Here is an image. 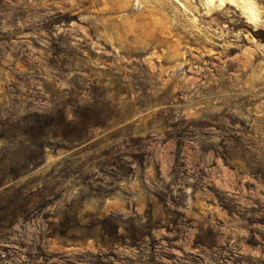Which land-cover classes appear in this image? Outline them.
I'll use <instances>...</instances> for the list:
<instances>
[{
    "label": "rangeland",
    "instance_id": "1",
    "mask_svg": "<svg viewBox=\"0 0 264 264\" xmlns=\"http://www.w3.org/2000/svg\"><path fill=\"white\" fill-rule=\"evenodd\" d=\"M207 1L0 0V122L101 118L12 186L0 264H264V0Z\"/></svg>",
    "mask_w": 264,
    "mask_h": 264
},
{
    "label": "trees",
    "instance_id": "2",
    "mask_svg": "<svg viewBox=\"0 0 264 264\" xmlns=\"http://www.w3.org/2000/svg\"><path fill=\"white\" fill-rule=\"evenodd\" d=\"M72 114L74 119L69 120L66 113L58 109L54 114H35L32 120L21 125L0 122V142L17 143L25 149L12 157L6 148H0V199L7 204L0 210L4 218H0V222L10 223L27 214L20 206L28 204L33 194L24 187L14 192L12 186L41 166L46 149L51 146L50 138L61 137L72 145H81L88 138L89 130L101 120L100 116L91 117L84 108L75 109Z\"/></svg>",
    "mask_w": 264,
    "mask_h": 264
},
{
    "label": "bare ground",
    "instance_id": "3",
    "mask_svg": "<svg viewBox=\"0 0 264 264\" xmlns=\"http://www.w3.org/2000/svg\"><path fill=\"white\" fill-rule=\"evenodd\" d=\"M216 2L219 3V6H224L226 4L231 5V6L236 5L242 11L243 17H245L247 19L249 24H251L253 26L260 24L259 19L261 16L259 17L257 14L258 11H260V10H259V6L255 0H208L206 3H207V6H211ZM238 7H236V8L238 9ZM260 13H261V11L259 12V14ZM255 28H257V27H255Z\"/></svg>",
    "mask_w": 264,
    "mask_h": 264
}]
</instances>
